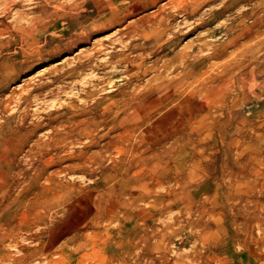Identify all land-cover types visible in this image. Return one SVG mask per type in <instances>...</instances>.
I'll use <instances>...</instances> for the list:
<instances>
[{
    "label": "rangeland",
    "instance_id": "374dc122",
    "mask_svg": "<svg viewBox=\"0 0 264 264\" xmlns=\"http://www.w3.org/2000/svg\"><path fill=\"white\" fill-rule=\"evenodd\" d=\"M0 264H264V0H0Z\"/></svg>",
    "mask_w": 264,
    "mask_h": 264
},
{
    "label": "bare ground",
    "instance_id": "6f19581e",
    "mask_svg": "<svg viewBox=\"0 0 264 264\" xmlns=\"http://www.w3.org/2000/svg\"><path fill=\"white\" fill-rule=\"evenodd\" d=\"M110 1V0H109ZM144 2V1H143ZM154 3V2H153ZM95 4V3H94ZM149 4V3H148ZM145 5V4H144ZM150 5H153V4H150ZM189 5V4H188ZM96 6V5H95ZM136 8H137V6H136ZM135 8V9H136ZM143 8V7H142ZM186 8V7H185ZM180 10V9H179ZM181 11V10H180ZM165 12V11H164ZM158 15V14H157ZM161 15V14H160ZM173 15V14H172ZM163 16V15H162ZM167 16V15H166ZM120 17V16H119ZM160 17V16H159ZM115 18V17H114ZM150 18V17H149ZM165 18V17H164ZM83 20V19H82ZM148 20V19H147ZM146 20V22L148 23V21ZM161 20V19H160ZM166 20V19H165ZM122 21V20H121ZM137 21V20H136ZM83 22V21H82ZM143 22V21H142ZM156 22V21H155ZM160 22V21H159ZM158 22V23H159ZM89 23V22H88ZM119 23H121V22H119ZM103 24V23H102ZM101 24V25H102ZM115 24V23H114ZM137 24H139V23H137ZM146 24V23H145ZM147 25V24H146ZM6 26V25H5ZM141 26V25H140ZM103 27V26H102ZM105 27V26H104ZM146 28V27H145ZM100 29H101V27H100ZM133 33V32H132ZM188 77V76H187ZM186 79V78H185ZM183 82L185 81V80H182ZM185 84V83H184Z\"/></svg>",
    "mask_w": 264,
    "mask_h": 264
}]
</instances>
